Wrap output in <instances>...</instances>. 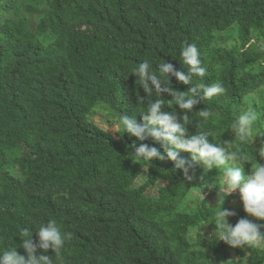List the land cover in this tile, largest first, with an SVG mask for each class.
Wrapping results in <instances>:
<instances>
[{
	"label": "trees",
	"instance_id": "obj_1",
	"mask_svg": "<svg viewBox=\"0 0 264 264\" xmlns=\"http://www.w3.org/2000/svg\"><path fill=\"white\" fill-rule=\"evenodd\" d=\"M185 42L197 45L207 69L193 83L226 88L189 113V134L234 140L232 124L254 110L249 142L235 141L252 157L250 175L264 163V0H0V250L26 255L22 230L38 241V228L54 219L71 239L59 253L38 251L53 264H264V245L233 249L214 234L223 205L236 213L230 224L253 218L238 190H223L221 169L196 164L186 176L152 138L143 143L165 159L138 160L141 142L120 130L121 116L139 121L158 98L132 69L168 61L187 72ZM170 84L193 86L173 76ZM159 98L182 120L170 95ZM101 106L117 133L92 122Z\"/></svg>",
	"mask_w": 264,
	"mask_h": 264
},
{
	"label": "clouds",
	"instance_id": "obj_2",
	"mask_svg": "<svg viewBox=\"0 0 264 264\" xmlns=\"http://www.w3.org/2000/svg\"><path fill=\"white\" fill-rule=\"evenodd\" d=\"M180 56L183 64L188 66L187 72L177 70L168 61L161 62L158 70H153L147 60L132 69V75L139 79L148 97L155 93L158 98L147 104L146 113L141 115L139 121L136 116H121L120 130L123 134H130L141 142L134 154L138 160L150 162L154 158L165 159V155H162L156 147L143 143L152 138L162 144L167 159L175 162V166L182 169L186 176L196 164L202 165L205 172L221 169L219 182L224 186L223 190L229 197L238 190L243 209L248 216L255 218V221L264 222V163L253 164L250 167L251 174L245 175L244 165L252 157L247 151L238 148L235 143L236 140L242 144L249 142L258 120L257 113L252 109L240 113L232 124L234 140L210 141L209 138L214 135L211 131L200 130L196 134H189V113L202 101L225 94L226 88L220 81L211 85L203 82L193 83L194 77L203 80L207 74L201 59V51L195 43L185 42ZM170 76L175 77L183 85L193 86L187 92L177 91L170 84ZM165 80L167 83H164ZM164 93L172 97L170 103L174 101L175 105L185 113L182 120L178 119L176 112L163 111L164 103L159 97H163ZM199 114L207 119L210 111L203 109ZM181 152L190 153V160L181 157ZM258 156L259 161H264V145L260 147ZM235 216L236 213L225 208L224 205L218 209L214 232L218 241H223L233 249L264 245V223L240 218L234 225L230 224L229 218ZM20 235L23 237L20 248L26 255L18 253L15 247L0 250V264H53L52 257L37 255L38 251L46 253L51 249L55 254L59 253L65 246L66 239H71V234L62 232L54 219H50L38 228V241H34L29 229H23ZM226 264H246V261L242 257H237L234 261H227Z\"/></svg>",
	"mask_w": 264,
	"mask_h": 264
},
{
	"label": "rangeland",
	"instance_id": "obj_3",
	"mask_svg": "<svg viewBox=\"0 0 264 264\" xmlns=\"http://www.w3.org/2000/svg\"><path fill=\"white\" fill-rule=\"evenodd\" d=\"M109 113L110 111L107 110L105 107L101 106L98 109L95 110L94 114L91 117V120L93 123H95L97 126H99L100 128L104 129V130H108L111 133L115 134L117 133V131H119V126L117 125L116 122H113L112 120L109 119ZM143 180H139L138 184L142 183ZM239 205V204H237ZM236 211V209H235ZM251 220H254L253 218H251ZM232 256L234 258V253H232Z\"/></svg>",
	"mask_w": 264,
	"mask_h": 264
}]
</instances>
